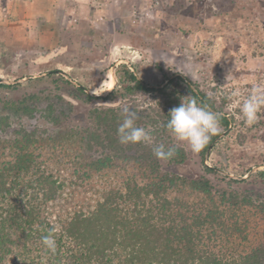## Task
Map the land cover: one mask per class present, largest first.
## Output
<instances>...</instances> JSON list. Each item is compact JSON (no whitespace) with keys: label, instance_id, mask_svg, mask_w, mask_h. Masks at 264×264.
Segmentation results:
<instances>
[{"label":"trees","instance_id":"1","mask_svg":"<svg viewBox=\"0 0 264 264\" xmlns=\"http://www.w3.org/2000/svg\"><path fill=\"white\" fill-rule=\"evenodd\" d=\"M48 77L91 108L81 122L64 95L49 93L43 105L34 93L0 102L2 135L12 117L36 120L40 113L51 125L48 134L0 136V264H264V169L243 178L264 162L233 169L237 179L205 164L208 148H216L232 122L204 92L180 75L148 86L126 65L104 98ZM18 87L0 84V93ZM155 92L165 96L150 109L156 119H137L152 129L153 143L121 144L118 105ZM189 97L218 113L223 129L195 153L201 170L192 178L165 170L191 163L186 146L158 140L169 133V111ZM107 101L110 108L93 106ZM160 144L175 147L174 155L158 159L153 148ZM48 234L56 239L55 254L41 242Z\"/></svg>","mask_w":264,"mask_h":264},{"label":"rangeland","instance_id":"2","mask_svg":"<svg viewBox=\"0 0 264 264\" xmlns=\"http://www.w3.org/2000/svg\"><path fill=\"white\" fill-rule=\"evenodd\" d=\"M121 65L154 88L180 75L231 119L229 130L214 142L222 141L213 151L208 148L207 166L237 179L233 169L264 162V111L252 126L240 111L250 90L264 85V0H0V84L19 86L2 90L1 103L34 93L43 105L49 93L64 95L83 122L91 106L60 82L49 84L48 76L104 98L116 86ZM164 98L158 92L136 94L118 105L119 113L127 106L138 117L154 118L150 109ZM93 106L107 109L110 103ZM37 116L10 118L0 136L30 129L48 134L51 125ZM159 137L166 144L175 141L169 133ZM184 145L191 163L165 170L192 178L201 168ZM262 169L264 164L254 166L243 178Z\"/></svg>","mask_w":264,"mask_h":264},{"label":"clouds","instance_id":"3","mask_svg":"<svg viewBox=\"0 0 264 264\" xmlns=\"http://www.w3.org/2000/svg\"><path fill=\"white\" fill-rule=\"evenodd\" d=\"M235 95V94H234ZM241 118L248 126L254 125L259 114L264 111V85L257 84L240 103ZM122 122L117 128V135L121 144H152L153 137L149 130L137 125L138 115L131 108L125 106L121 111ZM165 128L175 141L187 144L193 153H200L213 136L222 132L220 116L207 105H201L194 97H189L172 108L168 113ZM158 159L167 160L174 155L175 147L165 148L163 144L153 148ZM43 246L48 252L55 254L56 239L52 234L41 238Z\"/></svg>","mask_w":264,"mask_h":264}]
</instances>
